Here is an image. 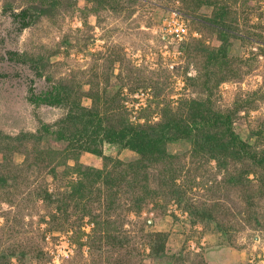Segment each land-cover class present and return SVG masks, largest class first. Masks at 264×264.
<instances>
[{
    "label": "rangeland",
    "instance_id": "1",
    "mask_svg": "<svg viewBox=\"0 0 264 264\" xmlns=\"http://www.w3.org/2000/svg\"><path fill=\"white\" fill-rule=\"evenodd\" d=\"M173 10L181 41L162 33ZM56 88L59 102L31 100ZM169 117L211 124L166 144L148 192L128 175L75 200L83 167L140 157L101 141L105 127ZM44 125L88 136L71 146ZM0 147V264H264V0H0Z\"/></svg>",
    "mask_w": 264,
    "mask_h": 264
},
{
    "label": "trees",
    "instance_id": "2",
    "mask_svg": "<svg viewBox=\"0 0 264 264\" xmlns=\"http://www.w3.org/2000/svg\"><path fill=\"white\" fill-rule=\"evenodd\" d=\"M56 88V92L53 93L47 92L44 95H35L32 96L31 100L35 103H56L60 101V95H59V90ZM230 115H225V120L220 118V115H217L216 117H213V122L212 126L215 127L216 124H225V128L227 130H230L231 123H230ZM207 122L204 117H201L200 119H195L193 120L190 125L188 126H182L179 125L180 123L178 120L174 118H167L164 121H160L158 123L154 124H149L146 127L145 126H138V127H130V126H120V127H105L104 128V133L102 134L101 141H108L110 143H118L122 145L124 148H129L139 154V158L136 160H133L131 162H122L119 160V164L122 165L121 168H124L120 172H115L112 169H109L105 166L104 169H97L94 167H83L81 168V165L77 167V170H84L83 173H81L80 179L77 180L76 184L77 187H72L73 188V193L72 196L75 198V200H83V198L86 197V192L92 193L95 189H98L97 183L100 181L105 187L111 188V187H120L119 184L121 183L120 181L126 180V182L130 183L127 180L128 175H131L132 179H129L132 184H135L139 182L140 186L138 190V194L148 192V186L147 183H141L147 181L148 179V174L147 170L149 167H154L156 163L159 160H163L166 162L169 158L174 157L171 155V153L167 152L166 150V144L169 141H175L179 139L180 137H184L185 132L188 130L192 132L193 130H197V132H200L203 129L204 123ZM207 124H211L207 122ZM101 125V124H99ZM82 126V125H81ZM102 126V125H101ZM44 132L45 133H53L56 135V138H58L60 141H67L71 146L74 145V142H80L81 139H84L85 136H88L87 134L84 133V128L82 129L79 126H76L73 131L66 132L64 129L62 130H52L48 125H44ZM99 128V126H97ZM103 131V128L100 127V129H97L96 135L100 136L101 132ZM207 135V134H206ZM211 142L204 143V145H200V148H203L206 152L208 150L207 147H211ZM84 144H81L79 146L80 149H83ZM204 146V147H203ZM198 147V148H199ZM91 148L88 144L84 149L89 150ZM2 148L0 147V150ZM3 150V149H2ZM19 150L17 146H12V143L8 140L7 146L5 145V169H9L14 167V169L19 170V166L16 165L13 161V157L11 156V152L13 153L15 151ZM92 152L100 153L101 151H98L97 149H92ZM4 152V151H3ZM27 155V160L31 155L26 151L25 153ZM253 157L256 159L258 164L264 169V153H261V155L252 154ZM28 162V161H27ZM29 162H33V159H29ZM120 165H115L114 169L117 168ZM30 167V165H29ZM55 168L53 169V171ZM175 174V173H174ZM114 175V176H113ZM175 176V175H172ZM11 175H7L5 173V176L0 175V186L4 187L5 184L9 183V178ZM159 178V177H158ZM160 179V178H159ZM161 180L162 185H166L167 182H164ZM165 180V179H164ZM263 182V181H262ZM264 183V182H263ZM125 184V183H123ZM160 182L157 183V188H162ZM260 186V185H259ZM6 187V185H5ZM136 187H134L135 189ZM155 189H153L154 191ZM52 193H49V191H46V195H42L43 199L47 200V202L50 201V195ZM189 210L193 208L195 212L197 213V218H207L211 219L213 218L211 209L207 207V205H203L200 207H191L190 205H187ZM58 208V207H57ZM84 208V207H83ZM84 211L87 209L84 208ZM216 227H218L219 230L222 232H226L230 226L228 225L225 227L224 225L220 223H215Z\"/></svg>",
    "mask_w": 264,
    "mask_h": 264
},
{
    "label": "built area",
    "instance_id": "3",
    "mask_svg": "<svg viewBox=\"0 0 264 264\" xmlns=\"http://www.w3.org/2000/svg\"><path fill=\"white\" fill-rule=\"evenodd\" d=\"M185 14L178 11H171L163 21L162 33L165 37H171L181 41L189 35V26L185 19Z\"/></svg>",
    "mask_w": 264,
    "mask_h": 264
}]
</instances>
